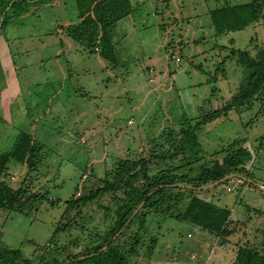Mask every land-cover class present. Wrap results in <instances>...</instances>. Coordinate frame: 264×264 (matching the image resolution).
Segmentation results:
<instances>
[{
  "label": "rangeland",
  "instance_id": "1",
  "mask_svg": "<svg viewBox=\"0 0 264 264\" xmlns=\"http://www.w3.org/2000/svg\"><path fill=\"white\" fill-rule=\"evenodd\" d=\"M249 2L130 0L132 13L109 31L116 60L111 64L65 35L64 28L78 22L74 0H0V153L11 149L21 131L50 150L35 172L10 162L1 176L12 189L45 199L25 214L0 209V245L20 249L35 264L55 228L66 226L58 244L82 255L92 242L102 243L116 197L73 207L66 202L96 191L120 161L147 158L150 173L195 156L209 164L223 158L214 152L241 139L252 156L244 171L195 189L231 210L234 235L226 244L188 222L154 213L123 230L117 244L136 250L129 264H233L242 246L264 254V100L201 126L194 152L185 140L184 154L154 163L161 155L154 144L163 143L164 130L178 131L184 118L194 125L236 93L243 71L228 59L231 51L253 55L264 48L262 22L222 36L211 24V10ZM222 61L225 77L218 70ZM183 197L177 212L188 194Z\"/></svg>",
  "mask_w": 264,
  "mask_h": 264
},
{
  "label": "trees",
  "instance_id": "2",
  "mask_svg": "<svg viewBox=\"0 0 264 264\" xmlns=\"http://www.w3.org/2000/svg\"><path fill=\"white\" fill-rule=\"evenodd\" d=\"M74 2L78 22L66 26L65 35L83 45L90 54L98 53L104 60L114 64L116 61L114 45L109 31L132 13L130 0H74ZM15 4L16 2L11 6ZM209 17L217 36L240 32L260 22L264 25V0H250L249 3L239 5L224 3L221 7L211 10ZM3 24L2 21L1 27ZM258 48L256 47L253 55L249 51H231L228 59L235 60L243 71L236 93L221 107L202 114L194 125L189 123L193 119L184 118L178 131L164 130L163 143L154 144L157 147L154 148L156 154H161L154 156V163L158 165L163 160L166 162L184 154L182 141L185 140L188 141L190 150L194 152V148L198 146L195 132L201 126L212 123L220 117H226L231 111L242 112L251 108L255 102L264 100V48ZM219 66L218 70L225 77L224 62L222 61ZM165 146H167L166 150L163 149ZM219 152L223 155L220 161L214 160L206 164V158L203 160L195 156L192 159L187 158V162L180 166L160 168L156 173H150L151 163L147 158L120 161L111 179L106 177L102 182L103 185L96 191L78 200L66 202L67 207H73L81 202H92L98 196L116 197L118 206L113 211L114 221L108 232L100 238L102 243L97 244L94 241L93 247L87 252L73 255L67 247L57 242L59 234L67 230L66 226L61 229L56 227L49 243L38 250L35 264H129V255L135 254L136 250L132 247L126 251L117 244V238L122 235L123 230L130 228L135 220L149 213L188 222L219 237L221 245L226 244V241L234 235L233 229L230 228L231 210L205 200L195 194V189L216 183L233 173L243 172L245 165L252 160V156L243 147L241 139L233 140L214 154ZM43 154H50V150L24 131L17 134L9 151L0 153L2 211L25 214L35 203L45 199L38 194H29L26 188L12 189L1 180L10 162L25 165L28 173L35 172L43 159ZM187 167V172L178 174ZM192 172H196L193 178L190 176ZM118 193H121V198H118ZM183 193L188 194V199L183 211L177 212L184 202ZM251 211L259 214L258 210ZM0 264L34 263L25 258L20 249H9L0 245ZM233 264H264V254L242 246L237 249Z\"/></svg>",
  "mask_w": 264,
  "mask_h": 264
},
{
  "label": "built area",
  "instance_id": "3",
  "mask_svg": "<svg viewBox=\"0 0 264 264\" xmlns=\"http://www.w3.org/2000/svg\"><path fill=\"white\" fill-rule=\"evenodd\" d=\"M173 58L175 59L176 62L180 61V59L178 57H176V56H173Z\"/></svg>",
  "mask_w": 264,
  "mask_h": 264
}]
</instances>
